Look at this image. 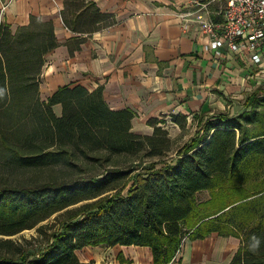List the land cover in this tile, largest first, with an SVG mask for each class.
<instances>
[{
    "label": "trees",
    "instance_id": "1",
    "mask_svg": "<svg viewBox=\"0 0 264 264\" xmlns=\"http://www.w3.org/2000/svg\"><path fill=\"white\" fill-rule=\"evenodd\" d=\"M63 9L77 33L115 23L85 0ZM55 47L50 22L31 16L12 32L0 19V169L33 178L0 177V264H82L76 251L97 245L147 247L154 264H168L185 240L211 234L239 240L229 264H264V96L253 93L236 116H194L195 133L178 146L161 120H148L150 135L133 133V113L110 110L100 89L61 87L42 100ZM170 122L187 127L180 114Z\"/></svg>",
    "mask_w": 264,
    "mask_h": 264
},
{
    "label": "crops",
    "instance_id": "2",
    "mask_svg": "<svg viewBox=\"0 0 264 264\" xmlns=\"http://www.w3.org/2000/svg\"><path fill=\"white\" fill-rule=\"evenodd\" d=\"M190 0H85L115 23L91 34L69 30L64 0H0V19L15 32L31 16L50 22L56 47L44 60L39 93L46 101L58 88L101 90L110 110L133 113L131 131L150 135L148 120L169 123L183 115H239L255 92L264 96V60L253 65L245 51L207 49L199 23L220 21L222 3L201 7ZM82 39V43L78 40ZM56 116L61 107L53 106ZM239 240L211 234L185 240L168 264H229ZM183 250V251H182ZM82 264H154L147 247L105 245L76 251Z\"/></svg>",
    "mask_w": 264,
    "mask_h": 264
},
{
    "label": "built area",
    "instance_id": "3",
    "mask_svg": "<svg viewBox=\"0 0 264 264\" xmlns=\"http://www.w3.org/2000/svg\"><path fill=\"white\" fill-rule=\"evenodd\" d=\"M212 2L222 3L223 8L220 21L199 23L200 31L207 37L206 48L216 52L225 48L234 54L245 51L249 61L259 65L264 60V0H205L201 7Z\"/></svg>",
    "mask_w": 264,
    "mask_h": 264
},
{
    "label": "rangeland",
    "instance_id": "4",
    "mask_svg": "<svg viewBox=\"0 0 264 264\" xmlns=\"http://www.w3.org/2000/svg\"><path fill=\"white\" fill-rule=\"evenodd\" d=\"M161 127H163L168 132L169 137L171 139H174L178 146H180L182 143L189 140L193 136V134L195 133V131L197 129L195 126V123L192 120L190 121V123H188V121H187V127L184 130H180V128H178L176 125L172 124L171 122L165 123V124L161 125ZM8 173H10V171L0 169V177L5 178V175H6L7 177H6L5 181H9V183L10 182H12V183L13 182H20V183L28 182L29 183L33 179L32 174L29 172H17V173L12 172L10 174H8ZM199 199L202 201L207 200L208 199V193L201 194L199 196ZM56 216L57 215L52 216L50 219L43 222L42 224L43 225H45V224L52 225V223H54V218ZM35 235H36L35 229L29 230V231L27 230V231H23L22 233H20L16 237H12V239H15L17 237H23L25 239H29L31 237H34Z\"/></svg>",
    "mask_w": 264,
    "mask_h": 264
},
{
    "label": "clouds",
    "instance_id": "5",
    "mask_svg": "<svg viewBox=\"0 0 264 264\" xmlns=\"http://www.w3.org/2000/svg\"><path fill=\"white\" fill-rule=\"evenodd\" d=\"M261 245V240L259 237L256 236H252L250 237V242L248 245L249 251H251L252 253H256Z\"/></svg>",
    "mask_w": 264,
    "mask_h": 264
}]
</instances>
